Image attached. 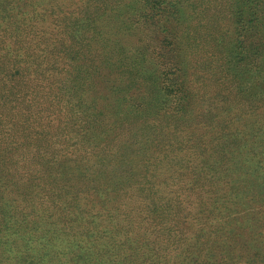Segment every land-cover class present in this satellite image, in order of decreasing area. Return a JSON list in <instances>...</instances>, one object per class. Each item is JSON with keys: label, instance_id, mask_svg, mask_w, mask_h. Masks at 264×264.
Listing matches in <instances>:
<instances>
[{"label": "rangeland", "instance_id": "374dc122", "mask_svg": "<svg viewBox=\"0 0 264 264\" xmlns=\"http://www.w3.org/2000/svg\"><path fill=\"white\" fill-rule=\"evenodd\" d=\"M34 9L65 27L66 112L0 163V264H264V0H0V22Z\"/></svg>", "mask_w": 264, "mask_h": 264}, {"label": "trees", "instance_id": "16d2710c", "mask_svg": "<svg viewBox=\"0 0 264 264\" xmlns=\"http://www.w3.org/2000/svg\"><path fill=\"white\" fill-rule=\"evenodd\" d=\"M41 11L34 9L25 16L15 14L24 19L21 23L11 21V24L5 25V21L0 22L3 25L0 26V163H9L11 154L23 151L27 138L43 140L52 127L59 129L65 119L66 108L58 79L60 64L62 61L66 63L68 56L63 49H58V44L62 34L67 38L66 31L62 22L55 23ZM57 28L59 31L53 33ZM23 99L26 102V111L23 112L31 116L28 124L13 113L24 103ZM14 118L18 119L14 121L18 126L16 131L10 128ZM87 223L90 225L86 226L87 232H90L89 227L91 232L97 231L95 242L108 237L106 228L93 222ZM115 235L121 233L117 230ZM65 239L68 242L78 241L66 236ZM181 240L180 235L169 232L167 242L175 245ZM188 253L184 254L187 260Z\"/></svg>", "mask_w": 264, "mask_h": 264}]
</instances>
